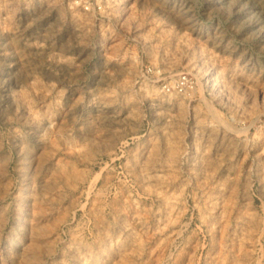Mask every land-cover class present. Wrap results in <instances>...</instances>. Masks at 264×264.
<instances>
[{
    "label": "rangeland",
    "instance_id": "374dc122",
    "mask_svg": "<svg viewBox=\"0 0 264 264\" xmlns=\"http://www.w3.org/2000/svg\"><path fill=\"white\" fill-rule=\"evenodd\" d=\"M0 264H264V0H0Z\"/></svg>",
    "mask_w": 264,
    "mask_h": 264
},
{
    "label": "bare ground",
    "instance_id": "6f19581e",
    "mask_svg": "<svg viewBox=\"0 0 264 264\" xmlns=\"http://www.w3.org/2000/svg\"><path fill=\"white\" fill-rule=\"evenodd\" d=\"M181 19H183V18H181ZM187 23V22H186ZM192 67H194V66H192ZM208 71V70H207ZM210 75H211V72H209V73H207L206 74V76L208 77V78H210ZM203 76H204V74H203ZM213 79V78H212ZM209 80H211V79H209ZM204 113V112H203ZM211 118V117H210ZM207 125V124H206ZM209 126V125H208Z\"/></svg>",
    "mask_w": 264,
    "mask_h": 264
}]
</instances>
